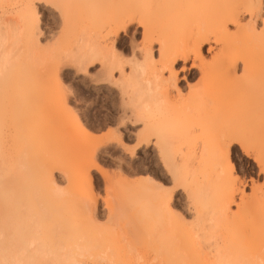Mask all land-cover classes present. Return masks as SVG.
Segmentation results:
<instances>
[{
	"label": "rangeland",
	"instance_id": "374dc122",
	"mask_svg": "<svg viewBox=\"0 0 264 264\" xmlns=\"http://www.w3.org/2000/svg\"><path fill=\"white\" fill-rule=\"evenodd\" d=\"M194 6L193 0H0V264H16L17 256L22 264L248 262L224 227L237 221L233 214L260 190L264 174L247 144L234 139L236 132L227 138L225 129L231 122L244 125L250 135L237 133L248 139L264 135L258 117L264 99L257 94L264 84L239 59L228 87L208 74L219 44L209 38L194 56ZM126 18L124 29L110 32ZM238 21L259 31L264 0L252 12L240 10ZM85 41L95 57L79 69L73 56ZM186 47L188 58L171 69L160 59L163 51ZM139 116L146 121H135ZM84 132L93 139H80ZM137 132L147 133L146 144ZM223 167L234 183L228 200L214 194ZM31 235L38 255L27 245ZM259 258L250 263L264 264Z\"/></svg>",
	"mask_w": 264,
	"mask_h": 264
},
{
	"label": "bare ground",
	"instance_id": "6f19581e",
	"mask_svg": "<svg viewBox=\"0 0 264 264\" xmlns=\"http://www.w3.org/2000/svg\"><path fill=\"white\" fill-rule=\"evenodd\" d=\"M147 2V1H146ZM193 2H194V13H195V21H196V23H195V31H194V38H193V45H191L192 47H193V52H194V56L196 55V56H198L199 58H200V50H199V44L201 43V42H203V41H205V40H207V39H209V38H212V39H214L216 42H218V44H219V48L217 49V51L214 53V55H212V59H211V61L210 62H208L209 64H208V66H205V69H206V71L208 72V74L210 73V75H212V77H213V79L215 80H218V81H220L221 83H224V84H226L225 86L226 87H228L227 86V84L228 83H231V80L234 78V74H235V62L239 59L243 64V66L247 69V71H248V69H252L254 72H251V73H254V75L253 74H251L252 75V77L254 78V76H256V80H257V78L261 81V83H263L264 84V22H263V26H262V28L259 30V31H256L254 28H244V27H242L241 26V24L239 23V21H238V13H239V11L240 10H244V11H247V12H252V11H254V10H256L258 7H259V3H260V0H193ZM28 12H32V11H28ZM127 19V18H126ZM131 19H127V20H124V19H122V20H119V19H117V21H115V23H114V28H111L109 25H107V30H109L108 29V27H110V29H113V30H109L110 32H112L113 34H116L117 33V31H119V30H121V29H124L126 26H127V23L130 21ZM111 23V22H110ZM228 23H233L234 25H235V27H236V30H235V32H230V31H228V29H227V25H228ZM112 25V24H111ZM107 30H106V32H107ZM109 33V32H108ZM110 34V33H109ZM99 35V34H98ZM97 35V36H98ZM103 35H105L104 33H103ZM107 35V34H106ZM106 35H105V37H106ZM100 36V35H99ZM86 37V36H85ZM88 37V36H87ZM103 37V36H102ZM94 38H96L95 36H94ZM100 38H101V36H100ZM104 38V37H103ZM89 39V38H88ZM86 40V39H85ZM92 40V39H91ZM89 41H90V39H89ZM94 42H96V41H94ZM82 45H80L79 47H78V50H76V53H77V55H75L76 53H74V55H75V57L73 56V58L76 60V59H78L77 60V62H82V63H80L79 65L80 66H77L76 68H78L79 67V69L82 67V69L83 68H86V66H87V64H91L92 62V60H93V56L95 57V54H94V47L92 48L89 44L87 45V43H86V41L85 42H82L81 43ZM92 45V44H91ZM94 45V44H93ZM92 45V46H93ZM96 45V44H95ZM104 46V45H103ZM98 47V46H97ZM99 48V47H98ZM97 48V49H98ZM95 49H96V47H95ZM101 50V49H100ZM177 50V49H176ZM190 49L189 48H183L182 49V51H178V52H174V53H172V52H170L171 54H168V52L167 53H164V51H163V53L161 52V58L160 59H162V61H163V63L166 65V66H168L170 69L173 67V65L174 64H177V62L178 61H180V59L181 60H186L187 58H188V56H189V51ZM99 52H101V51H99ZM110 52V51H109ZM111 53V52H110ZM104 54V53H103ZM112 54V53H111ZM115 54V53H114ZM160 54V53H159ZM100 55V54H99ZM110 55V54H109ZM112 58H113V55H112ZM116 58V57H115ZM111 60V59H110ZM116 60V59H115ZM114 61V60H113ZM117 61V60H116ZM77 62H76V64H77ZM111 62V61H110ZM6 64V63H5ZM107 64V63H106ZM119 64V63H118ZM137 64V63H136ZM8 65V64H7ZM10 65V64H9ZM2 66V65H1ZM135 66V69H136V65H134ZM4 67V66H3ZM113 67V66H112ZM244 68V69H245ZM81 69V70H82ZM251 70V71H252ZM105 71H106V69H105ZM111 71V70H110ZM107 72H108V70H107ZM106 72V73H107ZM112 72V71H111ZM110 73V72H109ZM250 73V72H249ZM172 74H173V76L175 75V73L174 72H172ZM250 75V74H249ZM250 75V76H251ZM110 76V75H109ZM105 77V76H104ZM122 77H123V75H122ZM236 78V77H235ZM175 77H173V81H175ZM255 79V78H254ZM105 80V79H104ZM109 80V79H108ZM123 80V79H122ZM128 80H130V78H128ZM119 81V80H118ZM124 81H126L127 82V80H124ZM232 81H235V80H232ZM259 81V82H260ZM115 82H117V81H115ZM122 82V81H121ZM125 82V83H126ZM128 82H130V81H128ZM127 82V83H128ZM149 82V81H148ZM124 83V82H123ZM132 83V82H131ZM260 83V84H261ZM148 84V83H147ZM256 84V83H255ZM262 84V85H263ZM115 85V84H114ZM230 85V84H229ZM262 85L260 86V88L262 87ZM121 86V85H120ZM129 86V85H128ZM128 86H126V87H128ZM225 87V88H226ZM229 87H231V86H229ZM263 88V87H262ZM138 89H139V87H138ZM141 89V88H140ZM228 89V88H227ZM123 90V89H122ZM135 90H136V88H135ZM224 90V89H223ZM254 93H256L255 91H254ZM257 94H259V95H261L263 98H261V99H264V89H259V93H257ZM255 95V94H254ZM256 96H258V95H256ZM257 99V98H256ZM258 103H259V98H258V101H257ZM260 103H261V105H260ZM259 103V105H260V107H259V116L258 117H260V119H264V101L263 102H260ZM231 112H232V110H230ZM236 111V110H235ZM256 112V111H255ZM233 113V112H232ZM235 114L237 115V116H239L236 112H235ZM255 114V113H254ZM228 116L230 115V113L229 114H227ZM227 115H226V118H225V120L227 121V122H229V119H230V116H229V118H227ZM234 115V114H233ZM246 115H248V114H246ZM245 115V116H246ZM256 115H258V114H255V117H256V119L258 118ZM141 116V115H140ZM136 117V118H134V120L135 121H138V120H141V121H143V120H145V117H144V119H143V117H142V119H141V117ZM232 116V115H231ZM234 117V116H233ZM247 117V116H246ZM251 117V116H250ZM249 117V118H250ZM254 117V116H253ZM253 117H252V121H253ZM148 118V117H147ZM259 119V118H258ZM134 120H132V121H134ZM151 120V119H150ZM234 120V119H233ZM247 120V119H246ZM246 120H244V122L246 121ZM251 120V119H250ZM146 121V120H145ZM248 121V120H247ZM254 121H256V120H254ZM226 122V123H227ZM236 122V120H234V122H233V124L234 125H237V122ZM149 123H150V121H149ZM231 122H229V123H227L226 125H228V126H231V127H226L227 128V130L225 129V134H226V132H227V134L228 135H225V136H227V138H229V139H233V137H234V139H236V141L238 140L240 143H241V141L242 142H245L247 145H246V147H247V149H245V151H248V149H249V151H253V157H254V159L256 160V162H258L259 163V165H260V167H261V169H262V171H263V174H264V135L262 134V133H260L261 135H259L260 136V138H253V139H248V138H246V135L248 134V135H250L249 134V132H246L245 130L247 129V128H244V125L243 124H245V123H241L240 122V124H242L243 126H241V127H238V128H241V129H243L244 130V132H245V134H244V132L241 130V132H243V134H241V132H240V134H239V132L237 133V131H239L240 129H238L237 128V126L235 127H233V125H231L230 124ZM238 123H239V121H238ZM248 123V122H247ZM255 123V122H254ZM261 123V122H260ZM151 124H153V123H150L149 124V126L146 124V122H145V127L146 126H148V127H152V125ZM257 125L259 124V123H256ZM263 124V123H262ZM151 125V126H150ZM225 125V126H226ZM238 126H240L239 124H238ZM77 127L78 128H80V125L78 124L77 125ZM153 127H155V126H153ZM243 127V128H242ZM228 128H230V129H228ZM237 128V129H236ZM257 129H258V127H256ZM260 128H262V126H260ZM264 128V127H263ZM146 129L147 128H144L143 130H140V132H144V131H146ZM150 129V128H149ZM251 130H252V128H250ZM250 129H248V130H250ZM253 129L255 130V128L253 127ZM230 130V131H229ZM247 130V131H248ZM155 131V130H154ZM253 131V130H252ZM263 131H264V129H263ZM140 132H137V133H139V135H137V136H140L142 133H140ZM236 132V133H235ZM158 133V132H157ZM234 133L236 134L235 136H237V134H238V136H239V139H237V138H235V136H233L234 135ZM254 133V132H253ZM253 133H251V135L253 134ZM255 133H256V131H255ZM259 133V130L257 131V134ZM145 134H147V133H145ZM145 134H144V137L142 136H140V138H141V140L143 141V143H147L148 142V137H147V135L145 136ZM150 134V133H149ZM148 134V135H149ZM154 134V133H153ZM82 135H84L83 137L82 136H80V139H82V140H91V139H93V136H91L88 132H84V134H82ZM155 135V134H154ZM240 135H241V137H240ZM245 135V136H244ZM233 136V137H232ZM252 136H254V135H252ZM255 136H256V134H255ZM82 137V138H81ZM230 137H232V138H230ZM248 137H250V136H248ZM139 138V137H138ZM242 138V139H241ZM140 140V141H141ZM141 141V142H142ZM77 142H79V141H77ZM81 142V141H80ZM88 142V141H87ZM245 143H244V145H245ZM79 144V143H78ZM84 144V143H83ZM243 144V143H242ZM82 146V145H81ZM243 146V145H242ZM223 147V146H222ZM213 149H214V147H213ZM217 150V149H216ZM219 151V150H218ZM213 153H215V152H217V151H212ZM212 153V154H213ZM219 154H220V152H218ZM218 153H215V155H213V156H216L217 157V155H218ZM217 154V155H216ZM223 155H224V163H226L227 162V167L230 169L231 168V165H230V163H229V161H228V150H227V147L224 149V153H223ZM215 157V158H216ZM219 157H221V155L219 156ZM210 158H214V157H210ZM219 159V158H218ZM222 159V158H221ZM211 160H214V159H211ZM222 160V161H223ZM220 161V159L218 160V161H216L215 160V163L216 162H219ZM226 161V162H225ZM214 162V161H213ZM215 163H213V164H215ZM223 164V162H221L220 161V163H219V165L220 164ZM212 164V165H213ZM216 164H218V163H216ZM224 165H226V164H223V166ZM96 166V165H95ZM216 165H214L213 167H215ZM222 167V166H221ZM96 168H97V166H96ZM224 168V170H222L221 169V171H223L224 172V174L223 175H221L220 174V172L221 171H219V173L218 174H220L221 176H220V181H219V184H220V186H219V188L218 189H216V190H214L215 191V195H218L219 196V198L221 199L222 197H224L223 195H225L226 196V198H227V200L229 199L228 197H231L232 196V187L234 186V183H233V181H231L230 180V178H229V176H228V174H227V172H226V170H228V169H225V167H223ZM218 177H219V175H218ZM218 177L216 178V180L218 179ZM231 177V176H230ZM85 180L87 181V183H89L90 184V182H91V178H90V175H89V172L88 173H86V175H85ZM213 178H215V177H213ZM233 183V184H232ZM218 185V184H217ZM233 185V186H232ZM55 188V187H54ZM214 189V188H213ZM57 190V189H56ZM55 190V191H56ZM54 191V192H55ZM233 191H234V189H233ZM59 193V192H58ZM222 195V196H221ZM221 196V197H220ZM213 197H214V195H213ZM217 197V196H216ZM226 198H225V200H226ZM215 199V198H214ZM220 199H218L219 201H218V206L220 207V209H223L222 208V200H220ZM224 199V198H223ZM231 199V198H230ZM216 200H217V198H216ZM226 200V201H227ZM226 201H224L223 202V204L225 203H227ZM214 202H216L215 200H214ZM213 204H215V203H213ZM229 203H227V205H228ZM214 207H216L217 208V206H214ZM218 207V208H219ZM224 207V206H223ZM226 207H224V209H225ZM227 211V210H226ZM29 212V211H28ZM219 212V211H218ZM220 212H223V211H221L220 210ZM35 213V212H34ZM37 213V212H36ZM35 213V214H36ZM41 213V212H40ZM239 213V214H238ZM238 213L237 214H233V215H237V217H238V215H239V217L237 218V221H232V219L231 220H229V223H227V225L228 226H226V227H224V228H226V229H224V230H227L228 231V233L229 234H231V238H233L232 240H234V241H232V242H234V244L236 245V248H235V250L237 251H239L241 254L242 253H244L243 255V257H246V258H243L244 259V261H245V259H247L248 260V262L247 261H245L244 263L246 264H249L250 262L251 263H253V258L255 257H260V258H262V260H264V250L261 248V245H263V243H264V241L262 242V239L264 240V237H262V236H264V179H263V185H262V187L260 188V190H258V191H254L253 192V197H252V199H251V201L248 203V204H246V205H241L240 207H239V210H238ZM17 214H18V212H17ZM23 214V213H22ZM225 214V213H224ZM223 214V215H224ZM16 215V214H15ZM20 215H21V213H20ZM44 215V214H43ZM68 215H70V214H68ZM232 215V216H233ZM40 216V215H39ZM76 216V215H75ZM235 216H233L234 218H236ZM21 217H23L22 215H21ZM24 217H25V215H24ZM23 217V218H24ZM32 217H34V216H32ZM69 217V216H68ZM22 218V219H23ZM38 217H36V219H37ZM232 218V217H231ZM20 219V218H19ZM28 219V218H27ZM75 219V218H74ZM37 220H39V219H37ZM225 220H226V218H225ZM29 221V220H28ZM27 221V222H28ZM33 221H35V220H33ZM67 221V220H66ZM68 221L73 225V223L75 222H73L72 223V218L70 217V218H68ZM78 221V220H77ZM38 222V221H37ZM36 222V223H37ZM65 222V221H64ZM228 222V221H227ZM233 222V223H232ZM70 223L68 224V223H66L68 226L70 225ZM77 223V222H76ZM62 224H63V222H62ZM38 225H39V223H38ZM225 225H226V223H225ZM20 226V225H19ZM67 226V227H68ZM35 227V226H34ZM64 227H66V226H64ZM35 229V228H34ZM27 230H29V229H27ZM22 232V231H21ZM34 232V231H33ZM24 233V232H23ZM22 233V234H23ZM27 233V232H26ZM29 235V234H28ZM27 235V236H28ZM33 235V234H32ZM31 235V236H32ZM227 235V234H226ZM23 236V235H22ZM229 236V235H228ZM227 236V237H228ZM249 236V237H248ZM250 236L254 239L253 241H255V243L254 242H252V243H250V242H248L246 239H245V241H247V242H244V237H247V239H249L250 238ZM230 237V236H229ZM24 238H25V236H24ZM28 238V237H27ZM32 238V239H31ZM30 239L32 240V241H29V239L28 240H26V242L28 241V243H27V245H31V246H33V244H35V242H36V240H34L35 239V237H31ZM34 238V239H33ZM230 238V239H231ZM1 239V238H0ZM261 239V240H260ZM22 240V239H21ZM256 240H257V242H256ZM260 240V241H259ZM35 241V242H34ZM25 242V241H24ZM231 242V241H230ZM258 242H260V243H258ZM261 242H262V244H261ZM245 243H247V244H245ZM230 244V243H229ZM260 244V245H259ZM24 245H26V244H24ZM26 245V246H27ZM30 245H29V247H30ZM231 245V244H230ZM1 246V245H0ZM36 247V248H35ZM39 247L40 246H38V245H35V246H33V248L32 249H34L35 248V250H32V249H29L30 250V252H31V250H32V253L33 254H35L36 253V251L37 252H39L40 251V249H39ZM235 247V246H234ZM2 250V249H1ZM1 250H0V253H1ZM235 250H234V252H235ZM22 251V250H21ZM20 251V252H21ZM23 252V251H22ZM21 252V253H22ZM29 252V253H30ZM35 252V253H34ZM41 252V251H40ZM39 252V253H40ZM239 252H237V254L236 253H233V254H236L237 256H235L234 257V259H235V261H237L238 262V260H239V262L240 261H243V259L241 260L240 259V255H239ZM8 254V253H7ZM10 254V253H9ZM20 254V253H19ZM18 254V255H19ZM23 254V253H22ZM31 254V253H30ZM233 254H232V256H233ZM11 255V254H10ZM14 256H15V254H13ZM17 255V254H16ZM35 255H38V253L37 254H35ZM21 256V255H20ZM32 256V255H31ZM239 256V257H238ZM242 256V255H241ZM16 257V256H15ZM19 256H17V261H19L18 259H21V258H18ZM30 257V256H29ZM32 258H33V256H32ZM259 258V259H260ZM13 259H14V257H13ZM15 259V260H16ZM14 260V261H15ZM16 261V264H18V262ZM243 263V262H242ZM241 263V264H242ZM250 263V264H251ZM19 264H22V261L20 260L19 261Z\"/></svg>",
	"mask_w": 264,
	"mask_h": 264
}]
</instances>
